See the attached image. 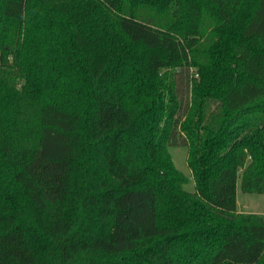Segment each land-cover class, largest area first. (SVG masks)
Masks as SVG:
<instances>
[{"label":"trees","instance_id":"1","mask_svg":"<svg viewBox=\"0 0 264 264\" xmlns=\"http://www.w3.org/2000/svg\"><path fill=\"white\" fill-rule=\"evenodd\" d=\"M239 179L264 193V0H0V264H264Z\"/></svg>","mask_w":264,"mask_h":264},{"label":"rangeland","instance_id":"2","mask_svg":"<svg viewBox=\"0 0 264 264\" xmlns=\"http://www.w3.org/2000/svg\"><path fill=\"white\" fill-rule=\"evenodd\" d=\"M168 149L176 167L188 178L185 188L189 191H194V179L188 166V146L172 144ZM237 209L239 212L257 213L264 217V193L244 192L241 189L239 179L237 186Z\"/></svg>","mask_w":264,"mask_h":264}]
</instances>
